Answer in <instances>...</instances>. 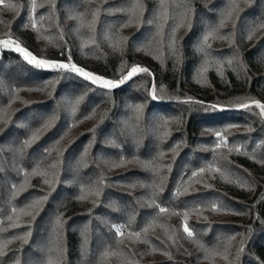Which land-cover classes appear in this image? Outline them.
Segmentation results:
<instances>
[{"label": "trees", "instance_id": "trees-1", "mask_svg": "<svg viewBox=\"0 0 264 264\" xmlns=\"http://www.w3.org/2000/svg\"><path fill=\"white\" fill-rule=\"evenodd\" d=\"M47 1L36 8L33 21L27 6L31 0H4L0 39L10 34L41 59L54 61L67 62L69 47L71 61L113 81L132 66H148L154 76L138 73L111 91L75 75L65 74L55 83L56 71L34 68L14 46L0 47V245L11 240L0 264H264V118L255 106L235 108L251 99L264 101V0H257L254 11L243 9L237 24L226 28L218 27L225 0H167L163 21L156 20L160 0H142L139 26L127 27H121L128 18L119 9L131 7L132 0H55L54 9ZM184 4L191 7V27L185 22L175 54L156 55L155 48L170 39L168 29L176 28ZM97 8L93 32L89 25ZM44 18H52L57 29L56 45L48 49L39 42ZM153 21L162 24L159 34ZM229 31L232 44L220 46ZM204 35H209L206 44ZM88 38L92 48L85 46L82 55L81 42ZM104 39L109 49L102 46ZM230 50L238 62L224 61L222 68L211 64L201 75L208 58L225 59ZM50 81L55 93L49 87L38 90ZM153 82L163 99L151 98ZM69 87L88 96L82 108L97 119L67 145L72 127L84 121L73 106L64 111L56 98ZM189 98L203 104L183 102ZM137 104L143 105L139 114ZM53 115L52 126L24 147L23 140ZM216 132L225 138L218 150ZM122 158L133 162L120 165ZM146 161L159 168V175L143 166ZM161 177L162 191L153 187ZM185 187L186 193L174 195ZM44 196L35 219L21 212ZM161 207L168 211L161 213ZM61 213L62 227L54 233ZM14 222L18 226L12 227ZM112 225L121 226L123 235H116ZM185 225L193 237L183 231ZM231 237L236 245L222 259ZM241 242L244 251L237 259Z\"/></svg>", "mask_w": 264, "mask_h": 264}, {"label": "snow or ice", "instance_id": "snow-or-ice-1", "mask_svg": "<svg viewBox=\"0 0 264 264\" xmlns=\"http://www.w3.org/2000/svg\"><path fill=\"white\" fill-rule=\"evenodd\" d=\"M4 0H0V4H3ZM51 6L54 9L55 8V0H52L51 2ZM11 7L15 8V5H12ZM31 7L33 9V11H35L37 4H36V0H31ZM180 7H183L185 9L184 12H182L180 14V18H179V22L176 25V28H179L181 26H183L185 24V22L188 23L189 28L191 27V21L188 18L187 13L189 11H191L190 8H188V6L185 5H180ZM160 14L156 17L157 21H163L167 19V4L165 3V0H160ZM241 9L239 8V4L237 3V0H228V7L227 9L221 14V19L219 21V28H223L227 22V20L231 19L233 16V13H236L237 15L239 14V11ZM109 11V10H106ZM120 12H122L123 14H125L127 16V22L123 25H121V27H127L133 23H136L137 26H139L140 23V18L143 16L144 13V5L142 0H132V4L131 7L126 8V9H119ZM99 14H100V10L99 8H97L96 10H94L91 14L92 18L90 21V25L89 27L91 28V30L94 32L95 31V25L98 21L99 18ZM41 19H43V17H41ZM154 23H156L155 21H153ZM31 27L33 29H35L37 27V24L35 22L32 23ZM162 27L161 23H156V28H157V34H159L160 29ZM176 28L172 29V36H171V42L169 44V47L172 49L173 54H175L176 51V41H175V31ZM213 31H215V29H213ZM211 33H209L210 35ZM209 35H204L203 36V41L206 44L208 39H209ZM228 37L226 36H221V39H227ZM126 39V38H125ZM249 39H251V36H249ZM14 47V51L18 52L25 61H27L28 64L32 65L34 68L39 69V70H50V71H56L58 73V76L55 78V83H59V80L61 77L67 78L65 76V74L67 75H75L78 76L80 78H82L85 81L90 82L91 85H97L103 89H106L108 91H111L119 86L124 85L128 80L132 79L137 73H148L149 70L147 68L144 67H140V66H132L130 71L127 72L126 75H122V77L118 80V81H113V80H109V79H105L101 76L98 75H94L91 72L86 71L83 67H79L77 66L75 63H73L71 61V54L69 51V56H68V60L67 62L64 61H54V60H48V59H40L37 58L36 56H34L29 50H27L25 47H22L16 40L12 39L11 35L9 34V37L7 39H0V47H2L3 49H9L12 46ZM200 51L203 52L204 48L201 47ZM179 59V57H178ZM231 63V60H229V64ZM53 82H45V84L38 90H46L49 86L52 85ZM162 91V90H161ZM150 96L153 100H157V99H163L164 97L160 96L158 97L157 95V91L156 88L153 87L150 91ZM185 103H201L203 104V102L200 101H192L191 98H189L188 100L183 101ZM255 106L256 108H258L259 114L261 115L262 118H264V103H261L259 100H255V99H251L248 102H241V103H236L235 107L238 109H251L252 106ZM211 107L212 109H217L218 105H211L208 106ZM136 113H141L143 110V105L137 104L134 106ZM76 108L75 106H73L72 108V112L75 113ZM56 117L50 116L47 120H45L40 127L36 128L35 130H33L31 132V135L24 139L22 144L24 147H28L31 146L32 144H34L39 138L40 135L45 132L48 128H50L52 126V124L54 123ZM169 121L165 120L164 124L166 125ZM2 131V130H0ZM164 135H167V132L164 133ZM216 138L220 141V143H218L216 145V149L218 150L221 147V144H223L224 142V136L221 132H216L215 133ZM57 143H59V141H57ZM108 143L111 144H115V140H110L108 141ZM89 147H91V145H89ZM54 150V146L53 148H48L45 149V153L50 155L51 152ZM173 152H175V148L172 149ZM229 151L231 152L232 149L230 148ZM236 151H239V149H236ZM88 149L85 148L84 153L87 154ZM161 156L163 155V153L160 154ZM133 161H125L123 158L120 161V165L126 164V163H131ZM143 164V166L153 172H155L157 175H159V168L154 166L152 161H146V162H141ZM120 165H112V166H120ZM53 168L55 167V165L52 166ZM204 169H200V172H203ZM32 175H37V170L33 169L32 170ZM40 175H44L47 176L48 173L47 172H40ZM193 176L197 175L196 172H193L192 174ZM25 176H27V173H25ZM163 179L164 177H161V184L160 185H154L153 187L155 189H158L160 191L163 190L162 188V183H163ZM103 181H101L102 183ZM27 179H25L24 183L20 184L19 187L21 190H24L25 185L27 184ZM44 183L51 185L53 183V181L51 179H45ZM130 186H134V185H130ZM207 186V185H206ZM13 189H16L17 185L13 184L12 185ZM188 191V188L185 187L183 189V191H181L180 189H177L176 192H174V195H181L184 194ZM93 195H95L96 197H99L100 195V191L98 190H94L92 192ZM86 197L84 196H80L78 197V199H85ZM47 196L38 198L36 200H34L32 203L27 205L26 209H21V212H23L26 215H32L33 219H35V215L34 213L38 210L39 205L42 203L43 200H46ZM212 209L215 211L217 210L218 206L216 204H212L211 205ZM13 213H16V209H12ZM159 211L161 213L167 212L168 209L165 207H161L159 208ZM62 213L56 216V219L54 221V226H53V232L55 233L57 231L58 228L62 227ZM188 213L187 211L184 213V217L185 219H187ZM18 219V217H17ZM9 220H13L12 216H9ZM12 227H16L18 226L17 223H13L11 225ZM112 227L115 229V234L118 236H122L123 232L121 231V226L118 225H112ZM145 231H147V229H145ZM183 231L187 234L188 237H193L194 233L193 231L190 230V228L185 225L183 228ZM30 234V233H29ZM137 236H139V233H136ZM13 239H19V240H23L24 243H27V239L25 237H20V236H15L13 237ZM235 239V237H231L229 238L228 243H231V240ZM8 243H11V240H6L2 242V245H0V255L4 254V248L7 246ZM225 252L228 251L227 247H225L224 249ZM244 251V245L243 242H241L240 248L237 250V259L239 258V255ZM225 259H227V256H225Z\"/></svg>", "mask_w": 264, "mask_h": 264}, {"label": "rangeland", "instance_id": "rangeland-1", "mask_svg": "<svg viewBox=\"0 0 264 264\" xmlns=\"http://www.w3.org/2000/svg\"><path fill=\"white\" fill-rule=\"evenodd\" d=\"M167 0H165L166 2ZM48 1L47 0H36V4H37V7L38 6H42V5H46ZM237 3L239 4V8L241 9L239 11V13L245 9V10H251V11H254L256 8H257V0H237ZM260 3V7H262V3ZM185 5V4H184ZM187 5V4H186ZM28 8H29V11H28V14H29V18L30 20H33L35 21L36 18H35V11H33L32 7H31V2H29V4L27 5ZM188 6V5H187ZM36 7V8H37ZM228 7V0H225L223 5H221V7L219 8L218 10V21H220L221 19V14L227 9ZM191 9V7H188ZM36 10V9H35ZM180 11L181 13L185 11V9L183 7L180 8ZM46 11L44 10L43 13H45ZM190 12V11H189ZM188 12V13H189ZM187 13V15H188ZM42 14V13H41ZM237 14L236 13H233V16L231 19L227 20L225 26L223 28H226V27H229V26H235L237 24ZM42 15H40V17L38 18V21L41 19ZM180 18V17H179ZM179 18H178V22H179ZM37 21V22H38ZM36 22V23H37ZM177 22V23H178ZM42 24V31L40 33V38H39V42H40V45L43 49H48L50 47H53L56 45V35H57V29L56 27L54 26L53 24V20L52 18H44V21L41 23ZM185 25V24H184ZM181 27V28H176V31H175V41L177 39V37L180 35V33L184 32L187 27L184 26ZM91 30V28H90ZM239 30H241L240 26H239ZM92 31V30H91ZM212 32V31H211ZM71 33L73 34L74 32L71 31ZM98 33L101 35L102 38H105V35H103L104 33L101 31V30H98ZM168 34L170 35V39L169 40H165L164 42H161V45L159 44L157 47L158 48H155V54L156 55H160L162 56L164 53H167V50L169 51V53H173L172 49L169 47V44L171 42V36H172V29H168ZM232 40H233V35L230 34V31H229V35H228V38L226 39V41L224 43H221L220 46H223V45H231L232 44ZM107 41L104 39L102 41V46L106 47L107 49L108 46H107ZM22 47H25L27 50H29L34 56H36L37 58H40L38 55H36L30 48H28L27 46L19 43ZM117 45L120 46V48H124L125 45L121 42V41H118ZM14 46V45H13ZM85 46H88L90 48H92V39L91 38H88V39H84L82 40L81 42V45H80V50H81V53L82 55H84L85 53ZM15 47V46H14ZM89 48V49H90ZM70 51V48L68 47L67 48V52ZM230 55H228L225 59H220V58H216V59H211V58H208V60L202 65V68H201V75L204 77V74H205V70L208 68V66H210L211 64H216L217 66H220L221 65V68L223 66V62L225 61H229L231 60V62H238L239 60V56L237 53H235L233 50H230ZM176 53V51H175ZM41 59V58H40ZM72 62L75 63L77 66L79 67H82L81 65L77 64V62H75L73 59H72ZM84 68V67H83ZM144 68H147L149 70V72L152 74V76H154V73L152 72V69L148 66H144ZM86 71L88 72H91L93 73L94 75H96L94 72L92 71H89L87 70L86 68H84ZM222 73V72H221ZM138 74V73H137ZM223 74V73H222ZM224 75V74H223ZM199 78V77H197ZM199 80H202L199 78ZM155 87V83L153 82L152 83V87L151 89ZM49 92H52V93H55L53 90H52V85L49 86ZM76 94L78 97H76ZM56 96V95H55ZM88 96L85 94V93H80L79 91H76V90H72L70 89V87L66 90H64L60 95H57V99H59V101H61V103L63 104L62 106V109L65 111V110H68V108H71L72 106H75L76 108V111L75 113H78L80 114L79 116L80 117H84V121H82V123H80V125H77L76 127H72L71 130H73V132H70V134L68 135L69 136V141L67 142V145L69 144V142L75 138V136L78 134V131L80 130H83L84 126H86L87 124H92L96 121L97 119V116L96 114H93V113H88L87 111L83 110L82 108V104L84 103L85 99L87 98ZM255 100H259L261 103H264V101L262 99H255ZM254 106V105H253ZM223 108H228V107H223ZM236 108V107H235ZM61 109V110H62ZM238 109V108H236ZM239 130V129H238ZM244 130V129H243ZM242 130V131H243ZM217 143H219V140L217 141ZM64 146H66V143L64 144ZM62 148H64L62 146ZM239 242V241H238ZM236 242L234 240L231 241L230 243V247H229V250L227 251V253L224 254V256L222 257V259L225 258V256L230 257V252H231V248L232 246L235 244ZM236 245V244H235ZM232 257V256H231ZM234 258V257H233Z\"/></svg>", "mask_w": 264, "mask_h": 264}, {"label": "built area", "instance_id": "built-area-1", "mask_svg": "<svg viewBox=\"0 0 264 264\" xmlns=\"http://www.w3.org/2000/svg\"><path fill=\"white\" fill-rule=\"evenodd\" d=\"M220 142V141H219Z\"/></svg>", "mask_w": 264, "mask_h": 264}]
</instances>
